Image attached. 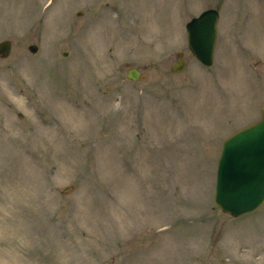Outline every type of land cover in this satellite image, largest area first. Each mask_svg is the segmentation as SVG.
I'll list each match as a JSON object with an SVG mask.
<instances>
[{
	"label": "rangeland",
	"instance_id": "1",
	"mask_svg": "<svg viewBox=\"0 0 264 264\" xmlns=\"http://www.w3.org/2000/svg\"><path fill=\"white\" fill-rule=\"evenodd\" d=\"M208 7L205 66L184 22ZM3 38L0 264H264V200H212L264 104V0H0Z\"/></svg>",
	"mask_w": 264,
	"mask_h": 264
},
{
	"label": "water",
	"instance_id": "2",
	"mask_svg": "<svg viewBox=\"0 0 264 264\" xmlns=\"http://www.w3.org/2000/svg\"><path fill=\"white\" fill-rule=\"evenodd\" d=\"M217 19V9L208 7L184 22L186 46L205 66H210L213 61ZM27 48L35 50L36 45L29 43ZM9 51L10 40L0 39V57L8 55ZM176 54L177 58L169 66L171 71H180L185 66L183 51L178 50ZM125 76L136 79L140 70L129 66ZM212 200L231 216L250 212L264 200V104L260 106L258 119L222 140L215 165Z\"/></svg>",
	"mask_w": 264,
	"mask_h": 264
},
{
	"label": "bare ground",
	"instance_id": "3",
	"mask_svg": "<svg viewBox=\"0 0 264 264\" xmlns=\"http://www.w3.org/2000/svg\"><path fill=\"white\" fill-rule=\"evenodd\" d=\"M22 199V197L20 198V200Z\"/></svg>",
	"mask_w": 264,
	"mask_h": 264
}]
</instances>
